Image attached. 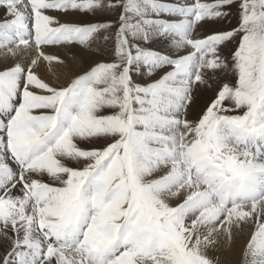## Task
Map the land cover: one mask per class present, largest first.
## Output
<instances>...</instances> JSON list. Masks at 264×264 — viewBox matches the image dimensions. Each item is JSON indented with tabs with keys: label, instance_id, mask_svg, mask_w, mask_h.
<instances>
[{
	"label": "snow or ice",
	"instance_id": "snow-or-ice-1",
	"mask_svg": "<svg viewBox=\"0 0 264 264\" xmlns=\"http://www.w3.org/2000/svg\"><path fill=\"white\" fill-rule=\"evenodd\" d=\"M101 38L110 60L40 75ZM249 225L240 264H264V0H0V264H221Z\"/></svg>",
	"mask_w": 264,
	"mask_h": 264
},
{
	"label": "bare ground",
	"instance_id": "bare-ground-1",
	"mask_svg": "<svg viewBox=\"0 0 264 264\" xmlns=\"http://www.w3.org/2000/svg\"><path fill=\"white\" fill-rule=\"evenodd\" d=\"M168 3H186V2H191V0H163ZM210 1V0H209ZM202 2H208V0H202ZM165 3V2H164ZM55 15L56 13H50ZM82 16L81 14H71L67 16H62L61 19L65 21H71L74 23H79L77 21L78 18ZM164 18L168 19H174V17L170 16H165ZM176 18V17H175ZM211 25V24H208ZM207 26V25H206ZM205 32H207L205 29H201V35H203ZM96 45V44H95ZM152 47L154 50L161 51L164 53H168L172 46L168 40H161L158 39L154 41L152 44ZM44 51L47 54H52L59 56L66 61L69 62L70 67L69 69L61 68V67H54L52 71H49L48 67L46 64H42L41 67L38 69L40 75L49 80V82H56V76H60V83H63L64 80L73 75L78 73V67L81 65L82 57H87L89 53L87 50H82L77 47H73L71 49L68 48H63V47H47L44 49ZM29 53H26L24 55V60L26 61L29 58ZM75 57V59H73ZM77 68V70H75ZM146 73L141 72L139 75L136 73H133V77L135 80H141L143 76H145ZM212 89H201L200 92L196 95V101L194 102V108H196L199 104L205 102L207 98L209 97V92ZM195 110V109H194ZM173 205L177 203V201H172ZM253 227L251 225L247 226L243 232L235 233L234 235V240L232 241L231 245L226 242L223 237H221L220 244L217 248V250L213 253V255L218 256L221 264H240L241 261V255H242V250L247 243L250 232L253 231ZM2 251V249H0Z\"/></svg>",
	"mask_w": 264,
	"mask_h": 264
},
{
	"label": "rangeland",
	"instance_id": "rangeland-1",
	"mask_svg": "<svg viewBox=\"0 0 264 264\" xmlns=\"http://www.w3.org/2000/svg\"><path fill=\"white\" fill-rule=\"evenodd\" d=\"M190 1V0H189ZM161 2H165L168 3L166 1L161 0ZM209 3L213 2V0H208ZM230 11V15L227 16L226 18H223L221 20H219L216 23H212L211 25H207L205 27V30L208 33H211L213 31H219V30H227L230 28H233L235 26H237L238 23V14H237V7L235 5L232 6L231 9H229ZM82 16H80V18L77 19V21L79 23H95V22H103L106 20H112L113 22H115L116 20V15L114 13H104L101 15H91V14H81ZM166 15H162L160 18L161 19H168V18H164ZM155 18V17H153ZM179 19V17H174V19L170 18L168 20H177ZM235 46V42H233L232 44H229L228 49H231ZM112 48V43L111 41H105L102 38L100 40L97 41L96 45L94 44L92 46L91 49H86L87 52L89 53V55L87 57H82V61H81V65H79L78 67V73H82L83 71L87 70L90 66L94 65L97 62L100 61H108L111 59L110 57V50ZM228 49L225 50L224 54L227 55L228 54ZM85 50V51H86ZM71 68V67H70ZM75 70H77V68H75ZM159 74V71L158 73ZM155 77L150 78L147 74L145 76L142 77V79L140 80H136L138 83H147L150 82V79H153ZM135 79V78H134ZM214 93L213 90H211L209 92V97L207 98V100L201 104H199L196 108H192L191 109V114L189 118H195L197 114L200 113V111L205 108V106L210 102V100L213 98ZM196 101V97L194 102ZM195 109V110H194Z\"/></svg>",
	"mask_w": 264,
	"mask_h": 264
}]
</instances>
